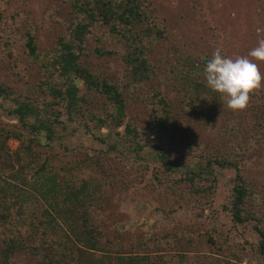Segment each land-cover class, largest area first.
<instances>
[{"label":"rangeland","instance_id":"rangeland-1","mask_svg":"<svg viewBox=\"0 0 264 264\" xmlns=\"http://www.w3.org/2000/svg\"><path fill=\"white\" fill-rule=\"evenodd\" d=\"M142 1L152 10L161 34L155 33L149 40L154 76L147 81L145 94L138 93L137 107L128 116H132L130 121L144 125L152 112L155 91L161 90L160 95L172 103L176 118L177 112L180 113L178 121L183 129L177 141L189 144L186 149L190 151L186 150L184 155L178 151L175 155L168 148L171 142L160 144L155 136L148 137L144 148L135 153L132 145L117 134L123 127L118 128L116 121L108 122L106 125L110 127L94 130L92 134L84 126L85 119L67 116L57 125L55 140L38 146L35 154L26 151L24 142L17 138L3 143L4 126L22 125L10 112L16 105L13 99L27 101L36 97L41 106L49 101L40 86L49 79L43 63L51 65L61 42L71 38L74 25L83 16L72 6L73 0H0V84L11 93V97H0V187L10 191L4 202V211L10 215L8 226L16 228L22 219H29L49 206L41 193L25 183L34 178L42 164L48 163L45 176L56 175L62 186L66 181L70 183L65 189L69 200L72 191L85 187L82 202H73L68 210L78 218L72 222L73 228L58 215L66 233H52L54 236L47 238L45 235L53 232L51 228L32 226V236L46 247L41 246L40 254L18 252L12 256L11 264H40L39 259L50 250L54 253L59 249L58 257L65 253V242L69 243L67 264H114L123 254L137 255L138 264H264V250L259 248L261 237L255 227L264 231V141L260 146L250 143L241 146L245 152L251 149L255 152L250 153L246 168V176L253 184L248 208L255 213L254 220L238 223L231 215L235 168H205L207 157L218 152L211 145L226 139L222 133L225 126L245 129L253 124L248 108L261 102L257 95L264 93V86L250 95L245 109L233 111L222 99L226 114L214 113V120L205 118L199 122L185 108L179 90L181 75H177L172 64L175 57L201 63L217 50L233 58L247 56L258 40L264 39V0ZM29 36L37 44L38 56L30 54L26 45ZM86 37L81 59L84 65L101 76L125 81L121 38L111 34L100 20L91 24ZM257 63L264 73V63ZM53 75L51 79L60 85L63 81L60 72L54 70ZM77 83L82 96L86 93L84 84L81 80ZM197 94L211 101L209 89ZM243 137L247 138L248 134ZM228 140L224 147L240 154L238 146L243 141ZM160 145L168 150L165 160ZM163 161L173 171L165 168ZM144 169L157 173L166 170L165 174L177 180L188 171L202 173L203 199L199 197L180 206L169 195L162 200L150 188L132 190L121 182L126 176L137 178ZM141 178L153 179V174ZM14 185L25 189L24 197ZM155 202L158 204L154 205ZM84 216L91 225L89 230L83 229ZM39 233H42L40 238ZM57 239L62 240L61 248Z\"/></svg>","mask_w":264,"mask_h":264},{"label":"trees","instance_id":"trees-1","mask_svg":"<svg viewBox=\"0 0 264 264\" xmlns=\"http://www.w3.org/2000/svg\"><path fill=\"white\" fill-rule=\"evenodd\" d=\"M72 6L78 13L82 14V19H79L74 25L71 38L61 42L59 51L57 55H54L51 65L43 63L49 73V79L40 86L43 93L48 95L49 101L41 106L36 97H30L27 101L18 100V98L13 99L16 105L10 112L22 125L7 126L4 124L6 127H2L1 131L2 137H4L3 143H7L10 138H17L24 142L26 151L35 154L38 152V146H42L43 143L50 144L55 140L57 125L63 122L64 116H67L70 119L77 117L85 119L86 125L84 126L92 134L95 133L94 130L110 127L111 125H106L108 122L116 121L115 124L118 128L123 127L122 130H117V134L132 145L135 153H139L144 148V141L148 137L155 136L160 140V144L167 143L170 145L169 142H171L172 145L168 148H171V152L175 155H177V151L184 155L187 150L186 146L189 144H179L177 141V135L183 129V125L179 124L180 113L177 112L176 118L172 103L165 96L160 95L161 90L155 91L152 112L143 122L144 125H139V121H130L132 116H128V112L137 107L138 93L142 92L141 96L145 94L147 81L154 76L150 64L149 40L155 36V33L161 34V28L158 27L152 10H148L143 5L142 0H73ZM97 20L107 25L110 33L122 40L123 50L120 54L126 63L125 81H120L122 80L120 77L101 76L100 73L85 66L81 60L86 35L91 24ZM26 45L30 54L38 56L37 44L33 36H29ZM208 59L201 60V63L197 61L193 63L189 58L175 57L172 63L175 64L177 75H181L179 90L186 105L185 108L188 107L193 113L192 116L196 117L199 122L205 118L210 120L213 118L214 120V113L226 114L222 98L206 86L203 78V68ZM54 70L59 71L63 77L60 85L51 79L54 76ZM78 80L83 82L86 91L82 96L79 95L81 89L77 83ZM204 88L209 89V95L212 96L209 102L197 94ZM8 90V87L0 84V97H11ZM13 90L11 89V92ZM257 96L261 102H255L248 108L247 113L251 114L249 120L253 124L247 126L244 124L245 129L233 125L227 128L225 126L222 133H225L226 139L223 138L222 141L211 145V148L218 150V152L210 154L205 165V168L208 167L209 169L215 166L235 168L236 182L233 186L230 210L233 219L238 223L249 222L256 218L255 213L248 208V201L253 194V184L246 176L250 153L255 154V152L253 149L250 152H245L241 146L249 143L253 146H260L264 141V93ZM133 117L135 118V116ZM245 133L248 134L247 138L243 137ZM228 138L232 141L240 138L243 141L238 146L241 151L240 154L236 155L224 147L229 142ZM111 148H116V146L111 145ZM159 150L162 159L165 160L168 150L165 151L162 145L159 146ZM163 164L165 168L173 171L172 166L167 165L165 161ZM47 169L48 163L42 164L34 173V178L25 181V183L41 193L48 201L49 206L41 212L36 211L33 213L34 216L29 219H22L16 228L8 226L10 215L4 211V202H6L10 191L0 187V264H11L12 256L18 252L27 250L33 254H40L41 246L46 247L39 240L34 239L31 232L32 226L33 228L45 226L51 228L53 232L50 231L45 235L48 238V236H54L52 233L58 234L62 231L66 233L57 215L62 218L66 225L70 224L71 228L74 226L72 222L78 220L73 211L68 210H70L73 202H82L85 187L72 191L74 194L69 200L65 189L70 186V183L66 181V185L62 186L57 182L56 175L45 176ZM165 171L163 173L162 170H159L157 173L155 170L150 172V169H144L141 175H136L137 178L126 176L121 182L127 187H132V190L150 188L153 192L158 193L159 199L162 200L169 195L180 206L192 203L199 197L201 200L203 199L205 187L202 182V173L188 171L185 176L177 180V178L169 177ZM147 172L153 174V179L141 178L148 174ZM13 188L19 191L16 192L21 197H24L25 189L23 187L14 185ZM156 204L158 202H155L154 205ZM30 225L31 229L29 228ZM82 226L83 229H91V225L85 216L82 220ZM255 227L261 237L259 248L264 250V231L257 225ZM41 235L42 233H39L37 237L40 238ZM57 240L61 248L62 240ZM65 243V253L62 252L57 257L59 249L54 250V253L50 250V253H46L43 255L44 257L39 259L40 264H67L69 243ZM138 262L139 257L137 255L127 256L123 254L114 264H138Z\"/></svg>","mask_w":264,"mask_h":264},{"label":"clouds","instance_id":"clouds-1","mask_svg":"<svg viewBox=\"0 0 264 264\" xmlns=\"http://www.w3.org/2000/svg\"><path fill=\"white\" fill-rule=\"evenodd\" d=\"M257 62L264 63V39L258 40L257 46L243 57L225 56L217 50L203 68L206 86L218 93L229 109L243 110L250 95L264 86V73Z\"/></svg>","mask_w":264,"mask_h":264}]
</instances>
